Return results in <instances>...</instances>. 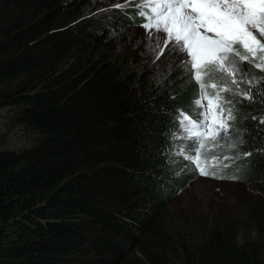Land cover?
I'll list each match as a JSON object with an SVG mask.
<instances>
[{
  "label": "trees",
  "instance_id": "1",
  "mask_svg": "<svg viewBox=\"0 0 264 264\" xmlns=\"http://www.w3.org/2000/svg\"><path fill=\"white\" fill-rule=\"evenodd\" d=\"M100 5L0 0V108L33 136L0 149V264H264L245 230L217 221L187 241L160 220L177 183L166 147L188 74L157 79L111 13L93 16ZM249 88L252 100L236 99L238 149L242 178L258 181L264 81ZM251 207L264 214L263 199Z\"/></svg>",
  "mask_w": 264,
  "mask_h": 264
},
{
  "label": "rangeland",
  "instance_id": "2",
  "mask_svg": "<svg viewBox=\"0 0 264 264\" xmlns=\"http://www.w3.org/2000/svg\"><path fill=\"white\" fill-rule=\"evenodd\" d=\"M100 1L101 5L93 9V16L106 18L107 13H111L109 23H113L118 32H125V30L129 32L136 49L137 47L143 49L141 55L146 70L151 71L167 86H170L172 76L177 70L184 69L188 74L184 88L190 90L188 92L191 97L186 96L184 100L186 106L181 104L178 108L176 107L175 122L170 127L166 147L170 160L167 174L171 181L176 180L177 183L173 187L174 193L169 200L166 212L160 220L168 229L171 228L172 232L178 233L187 241H200L206 236L209 227L219 221L221 224L233 225V228L237 230V237L241 234L240 230H245L253 239L261 241L264 246V214L251 207L261 199L264 200V194L259 188H264V178L258 181L242 178V154L238 149L240 112L237 107L235 108L240 92L247 91L250 86L258 84V82L249 84V81L256 77L254 75L248 77L242 72L233 77L227 71H214L212 78L205 80L206 84L215 82L219 88L227 86L230 89L227 92H221L220 95L231 102L224 104V107L233 108L235 120L230 122L231 128L224 139L209 142L202 150V163L206 162L209 171L215 172L216 175H201L195 163L186 158L194 154L191 150H184L189 148L192 141L185 137L180 124L181 113L195 117L202 110L193 104V100L199 94V85L193 79L194 70L189 71L183 66V62L189 59L187 53L181 52L178 46L172 43L165 47L163 40L158 44L156 37H164L163 32L157 33L153 30V35L149 36V30L143 27L144 19L137 14L139 0ZM116 5L123 7H116ZM160 48L163 49L162 54L159 51ZM247 66V62H239V67ZM233 79L237 81L236 84L232 83ZM217 91L218 89L207 88L208 94L212 96H215ZM204 105L207 107L206 102ZM12 113L9 107L0 108V149L20 150L33 142V136L23 131L20 126L10 127L8 118ZM229 145L236 147L230 148ZM213 157L217 158L215 164L212 161Z\"/></svg>",
  "mask_w": 264,
  "mask_h": 264
},
{
  "label": "snow or ice",
  "instance_id": "3",
  "mask_svg": "<svg viewBox=\"0 0 264 264\" xmlns=\"http://www.w3.org/2000/svg\"><path fill=\"white\" fill-rule=\"evenodd\" d=\"M137 14L144 19L143 27L149 30L150 37L153 30L165 34L156 37L158 44L161 40L165 47L175 44L189 57L183 66L189 71L194 70L193 79L199 85V94L193 104L202 110L195 117L180 114L185 137L192 141L184 150L194 153L186 158L195 163L201 175L215 176L207 163H202V150L207 143L225 138L235 116L233 108L224 107L231 102L220 95L230 89L227 86L219 88L215 82L206 84L205 80H210L214 71H227L235 77L241 71L239 62H251L264 71V0H139ZM159 51L162 54L163 49ZM259 81H264V77L254 78L249 84ZM232 83L237 81L233 79ZM208 87L218 89L215 96L208 94ZM240 95L253 99L251 88ZM216 160V157L212 158L213 164Z\"/></svg>",
  "mask_w": 264,
  "mask_h": 264
},
{
  "label": "clouds",
  "instance_id": "4",
  "mask_svg": "<svg viewBox=\"0 0 264 264\" xmlns=\"http://www.w3.org/2000/svg\"><path fill=\"white\" fill-rule=\"evenodd\" d=\"M252 64H253V63H252ZM252 67L256 68V67L254 66V64H253ZM240 69H241L240 72H242L243 74H245L246 76H248V74H249V71H248L249 67H245V68H241V67H240ZM248 77H249V76H248ZM256 84H257V83H256ZM256 84H255V85H256ZM209 95H211V94H209ZM204 102L207 103V100H205Z\"/></svg>",
  "mask_w": 264,
  "mask_h": 264
}]
</instances>
